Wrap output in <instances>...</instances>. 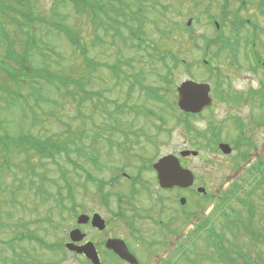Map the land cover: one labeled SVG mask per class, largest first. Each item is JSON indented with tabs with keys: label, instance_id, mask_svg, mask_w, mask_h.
Returning a JSON list of instances; mask_svg holds the SVG:
<instances>
[{
	"label": "rangeland",
	"instance_id": "obj_1",
	"mask_svg": "<svg viewBox=\"0 0 264 264\" xmlns=\"http://www.w3.org/2000/svg\"><path fill=\"white\" fill-rule=\"evenodd\" d=\"M125 1L132 3L134 0ZM145 1L147 2H143V5L149 12L145 16L150 19L142 28L141 41L138 42L125 29L121 19L119 20L122 25L108 22L106 18L104 22L108 25L97 22L93 24L87 16L78 18L69 6L63 5H59L55 11L60 17L51 18L53 0H35L37 11L44 18L50 16L51 20L62 22L67 16L65 24L79 31L88 47V59L96 64L95 71L90 73V69L82 65V60L70 49L65 39H56L46 34L49 27L44 26L36 37L62 57L58 59L50 55V58L61 63L66 75L71 72V77L84 79L87 92L101 96L93 101H80L79 96L65 97L64 93L55 92L42 82L27 83L28 87L21 86L20 91L29 101L28 105L35 117L39 119L36 126L30 127V120L25 117L27 109L24 103H11L0 92V134L5 131L13 135L21 130L19 132L28 131L41 139L50 137L55 141L68 140L66 151L55 155L54 161L41 157L35 159L37 176L26 172V165L21 158L12 156L10 160H6L7 167L11 166L9 169L3 168L5 159H0V168L4 169L0 173V264H25V260L29 264H84L81 257L68 251L61 256L60 253L47 251L34 241H16L12 238L16 235H31L45 244L55 245L68 242V232L77 229L86 235V239L95 244L99 243L97 232L89 225H77L76 219L80 214L90 217L94 212L102 219L109 218L110 214L116 217L115 211L126 205L123 199L127 183L117 188L112 197L102 199V202H106L102 204L95 181L90 178L86 182L85 177L89 174L97 180L107 181L122 166L128 173L135 174L142 180L139 194L133 200L136 215L144 216L148 211L156 221H162L164 225L160 226L161 236L147 238L150 240L148 245L143 240H139L138 247L133 245L141 264H162L164 259L173 264H218L204 258L211 255L216 260V255L208 250L209 243L203 230L209 222L215 234L220 235L223 240L225 255L240 262L237 254L240 252L251 255L260 264H264V245L251 242L243 229V225L250 221V210L251 228L255 231L264 230V185L261 189V185L253 183L246 170L249 164L242 163L235 157L237 151L231 155H223L217 149L220 142L232 147L231 143L238 138L237 122L241 121L244 123V136L255 146L254 152L250 150V163L258 159L263 161L262 167L264 165V106L260 101L263 100L261 86L264 85V72L253 67L249 55V49L253 47L248 46L253 40L254 50L264 62V15L258 10L260 1L264 0H246V9L238 7L240 1L228 2L229 21L222 22V32L232 39L234 32L239 29L241 31L238 33L241 41L236 51L238 65L229 59L227 50L217 49L220 47L219 43L207 45L215 39L216 33L206 14L217 21L221 20L222 0ZM189 20L192 31L187 33L184 26ZM244 20L253 22L259 28L258 35H253L249 40L245 38L250 37L252 31L244 25ZM153 21H157V25ZM0 22L7 35L4 38L0 34V65L16 70L18 65L15 61L6 57L7 40H16L12 50L15 54L22 55L23 34L17 27L5 21L3 15H0ZM125 23L136 27L131 21L127 20ZM111 27L118 28L119 34ZM162 31H168L165 37ZM154 45L157 47L156 51H153ZM161 50L174 51L177 57L191 64L189 72L180 65L174 71L171 83L166 84L163 80L165 67L158 59ZM204 55L205 61L212 67L210 72L199 64ZM36 60L40 61L37 56ZM165 61L168 65L172 64L167 56ZM101 64L107 65L109 69L101 67ZM52 68L58 69L55 64ZM187 80L207 83L211 88L213 104L197 116L180 117L181 113L176 107V87ZM0 86L12 87L1 68ZM142 86L156 89L154 93L167 99L170 107L147 98L141 90ZM252 90L261 94L258 93L256 97L248 95ZM227 94H231L233 98L228 100ZM105 112L111 117L106 116ZM134 138L141 145L135 144L138 141ZM145 139H149L151 143H147ZM123 146L126 148L122 150ZM182 150L198 152V158L187 157L181 159V162L183 167L193 172L195 186L203 187L212 197L209 203L201 197L196 204L187 194H183L185 204L178 206L188 212L197 211V220L192 221L190 218V222L178 229L177 236L170 237L166 223L171 221L169 218L172 209L176 210V205L172 203L176 194H162L152 170L138 173L137 170H142L143 163L138 160V156L147 155L151 159L145 157L152 163L164 155L178 154ZM131 153L136 154L132 156ZM0 154L1 158L3 154ZM98 162L102 166L101 171L95 170L94 164ZM250 165L257 166V162ZM60 174H64L76 190L72 208L67 201L64 204L68 209L61 208L55 201V184L63 183ZM234 181L242 184L245 190L236 191L242 203L234 199L233 194L236 192L233 188L232 191H227ZM37 184L42 185L44 197H51L44 199L42 196H35L34 188ZM148 194L154 201L149 200ZM227 203L229 208L225 209L224 205ZM222 208L224 209L220 213ZM126 213L130 215L128 209ZM181 219V216L174 218L169 230L172 231ZM142 223L146 229L140 225V232L158 234L157 228L150 222ZM196 224L201 225L200 228L191 232L197 227ZM116 228H123L122 232H127L128 229L115 220L107 227L110 233L120 234L121 231ZM164 237L169 240L168 244L162 246ZM9 240H12L13 248L3 244ZM177 245L181 246L180 250ZM101 260L103 264H116L104 254Z\"/></svg>",
	"mask_w": 264,
	"mask_h": 264
},
{
	"label": "trees",
	"instance_id": "obj_2",
	"mask_svg": "<svg viewBox=\"0 0 264 264\" xmlns=\"http://www.w3.org/2000/svg\"><path fill=\"white\" fill-rule=\"evenodd\" d=\"M143 2H147L145 0H134L132 3H127L125 0H53V10L50 13L51 18H57L60 17L59 13L55 12L59 5L69 6V8L72 9L74 15L76 17H83L87 16L93 24L97 22V24L108 25V23L104 22L105 18L108 20V22H113L117 25H122V22H120L119 19L123 21V25L125 29L128 31V33L134 38V40L140 42L141 41V31L142 28L145 26L146 22L150 19L149 16H145L146 14H149L146 10V6L143 5ZM153 7V6H152ZM154 8V7H153ZM37 7L35 5V0H0V15H3V18L5 21L9 22L14 27H17V29L23 34V51L22 55L15 54L12 50L13 43L16 40L8 39V45L6 50V57L7 59H12L15 61V63L18 65V69L13 70L9 68L8 66L5 67L4 65H0L1 70L5 71L6 76L9 79V82L12 87H4L0 86V92L4 93L3 97H7L11 100V103L19 104L21 102L24 103L27 114H25V117L30 120L32 126H36L39 122V119L35 117L34 112L32 109H30L28 105V100L26 97L22 96L21 94V86H24L27 88V83L32 82H42L45 85L52 88L55 92H62L64 93L65 97L70 96H79L80 101H93V99L100 97L101 95L98 93H89L85 90V83L84 79L81 77L74 78L69 75L65 74V70L62 67L61 63L58 60H55V62L50 58V55H54L58 59H61L62 57L59 56L57 52H55L51 47H49L46 43H42L37 37L36 34L38 32H42L41 29L44 28V26L49 27L47 29L46 34H50V36H54L56 39L59 37H62L65 39L67 45H69L70 49L78 54L79 58L82 60L84 67L87 69H90L89 72L92 73L95 71L94 67L96 64L92 62L90 59H88V47L84 43L83 38L81 37L79 31L69 27L67 24H65V20L67 16L64 17L62 22H56L53 19H50V16L43 17L40 12L37 11ZM46 16V15H45ZM131 21L132 23L136 24V27L133 28L132 26H129L124 24L125 21ZM154 20V19H153ZM154 25H157V21L152 22ZM37 25V27H36ZM3 24L0 22V28L2 29L0 31V34L6 38L7 35L4 31V28L2 27ZM37 28V30L35 29ZM112 28V27H111ZM115 29L116 34H119L118 28H112ZM179 30V29H176ZM185 32L190 33L191 28L184 27ZM239 30L237 32H234V36H231L232 42L237 43L241 40L239 36ZM168 33V31H162L163 37ZM222 43L226 42L227 46H229V38L223 37L220 39ZM21 42V41H19ZM223 45V44H222ZM135 46V44H134ZM237 45H234V48ZM137 44V48H138ZM225 49V46L223 45L219 50ZM157 47L154 45L153 51H156ZM160 52V50H158ZM161 54L159 53L160 57L159 62L162 64L165 68V76L163 77V80L166 84L171 83V78L173 77L174 71L181 65L184 66L189 72L190 66L185 64V61L179 57L176 56L174 51L169 50H161ZM36 56L40 59L38 62L36 60ZM165 56L170 58V61L172 62L171 65H168L165 61ZM55 64L58 69L52 68V65ZM91 64V68H89ZM101 67H105L109 69V67L105 64H101ZM114 75H116V71H114ZM142 90L144 93L151 97L154 100H163L162 95L154 93L156 89L152 87H145ZM27 96V94H26ZM33 97V96H32ZM232 98V97H231ZM228 99H230L228 97ZM23 100V101H22ZM97 102V101H96ZM12 104V105H14ZM95 108H97L95 106ZM30 112V113H29ZM4 131V130H3ZM21 131V130H19ZM12 134H8L7 132H3L0 134V153H2V157L0 159H5L3 163H6V160H10L12 156H15L16 158H21L23 163L26 165V172L32 175H38L35 171V159L41 158H50L52 161H54L55 155H59L62 151H66V145L68 140L66 141H55L52 140L50 137L41 139L39 136H34L30 132L26 131V133L19 132ZM70 141V140H69ZM254 145L250 142V139L242 138L235 142V149L238 152V160L240 159L242 162L248 160L249 157V151L253 148ZM249 149V150H243ZM239 149L241 150L239 152ZM1 155V154H0ZM37 157V158H36ZM12 166L14 164L12 163ZM10 168L7 167V163L3 164V168ZM0 168V173L2 174L4 169ZM20 168V167H19ZM252 169L255 171L254 173H249V176L251 177L254 184H257V186L264 185V169L259 164L257 167L255 165L252 166ZM2 170V171H1ZM60 178L62 179V184L55 186L57 187V195L55 198V201L57 202L58 206H60L63 209H68L65 207L64 201H67L70 203L71 208L74 205L75 202V191L73 187L68 182L69 180L65 178L64 174H60ZM89 178V179H88ZM91 176L88 174L85 177V181L87 182L90 180ZM40 179V178H39ZM41 180H39V183ZM35 183H38L35 182ZM76 184V182H74ZM33 181H31V185H33ZM34 188V194L38 197H44V189L42 188V185L37 184ZM236 192L238 191H245L242 184L238 182L232 183V186L230 187L229 191H232L231 189ZM64 192V194H63ZM234 192V193H235ZM237 192L233 194L234 199L236 198L237 201L243 202L239 197H237ZM263 199L262 202L264 203V189H263ZM51 197V196H49ZM49 197H44V199H48ZM13 200V199H12ZM11 199L9 200V202ZM246 204L247 201H244ZM70 208V209H71ZM224 208H229L228 203L224 205ZM221 209L222 210L224 209ZM249 212V222L246 225H243V229L245 231V234L248 236L249 240L251 242H254V244L264 245V230L263 231H255L251 228V219L252 214L250 210ZM213 227L210 225L207 226L205 231V235L207 238V241L209 244H207L208 250H210V253H214L216 255V260L214 257L209 255L208 257H204L205 259H208L211 263H218V264H260L258 262V259L253 258L251 255H244L242 253H237L240 257V262L236 261L234 258L229 257L228 255H225L223 252V240L221 239L220 235H216L215 232L212 229ZM16 241H24V240H33L35 243L39 244L42 247H46L45 243L36 237L33 236H23V235H16L12 238ZM5 244L8 247L13 248V242L12 240L6 241ZM61 247V246H60ZM56 248V247H54ZM59 248V247H58ZM24 257V256H23ZM16 262H13L15 264ZM25 264H29L27 260L24 261ZM194 264V263H191Z\"/></svg>",
	"mask_w": 264,
	"mask_h": 264
},
{
	"label": "flooded vegetation",
	"instance_id": "obj_3",
	"mask_svg": "<svg viewBox=\"0 0 264 264\" xmlns=\"http://www.w3.org/2000/svg\"><path fill=\"white\" fill-rule=\"evenodd\" d=\"M134 140L138 141L135 144H139L141 145V143L139 142V140H137V138H134ZM145 141L147 143H151L149 139H145ZM126 148V146H123L122 150ZM183 151V150H182ZM181 152V151H180ZM180 152L178 154H176L178 157L180 156ZM132 156H135L136 153H131ZM147 155L144 156H138V160L140 159L141 162V169H138L137 172H144L146 170H152V172L155 174V178H156V182L158 185V181H157V174L153 169V164L158 160L154 161V162H150L148 159L151 158H146ZM181 159H185V158H180L179 157V161L182 165ZM145 164H149V165H145ZM94 166L99 169L100 171L102 170V166L100 165V162L94 164ZM183 166V165H182ZM118 169V168H117ZM126 168H124L123 166L121 168H119L117 170V174L113 175V177L108 178L107 181H100L99 186L97 188V192L100 194V201L101 203H106V202H102V199L104 198H108V197H112L115 194V191L117 188H119L121 185L126 184V193L124 194L125 198L123 199V203H125L126 205L123 207L125 208V210L122 208L119 211H115L116 217H114L112 214H110L111 216H109V218H105V229L103 231H99L98 237L100 238L99 243H97V247H98V252H100V254H109L107 252V249H105V243L108 239H115V238H122L124 239V241L126 242V245L129 247V249L132 251V253H134L136 259L138 260V262H140L139 257L137 256L133 245L135 246H139V240H143V242L148 245L149 244V239H147L148 237H153L154 235L157 236H161L159 235V230L162 232V229L160 226H164L162 225V221H156V219H154L152 217V215L150 213L144 214V216H137L136 215V208L134 206L133 200L135 198H137L138 194H139V187L142 185V180L138 179L137 176L135 174H130L128 173L126 170ZM96 170V169H95ZM141 172V174H142ZM120 181H123L124 183H121ZM201 186H195V179H194V184L192 185V187L188 188V189H178V188H172V189H167V190H163L160 189L161 193H169L173 192L175 193V198L174 200H172V203H174L176 205V210L172 209V214L171 217L169 218V220H171L173 222L174 218H177L179 216L182 217L181 220H179L177 222V224L175 225L174 228H172V231L169 230V228L172 225V222L170 221L169 224L166 223V225L168 226V235L170 237L173 236H177V231L178 229L182 228L183 225L186 222H190V218L192 219V221H196L197 220V215L198 212L197 211H185L183 210L181 207L178 206L179 204V199L183 197V194H187V197H189V199L193 200L196 204L199 202V198H201L202 194H199L196 192L197 188H199ZM149 193V192H148ZM106 194V195H105ZM162 198H164V195L161 196ZM211 197L210 195L207 194L206 192V203H209V201H211ZM148 198L150 201H154L152 197H150V195L148 194ZM199 205V204H198ZM126 209L129 210L130 215L126 213ZM127 214V215H126ZM187 215V216H185ZM117 221L119 223H121L123 226H127V232H122L123 228H116L118 230L121 231L120 234H114V233H110L107 229V227L109 226V223L112 221ZM143 221H148L150 222L152 225H154L157 228V232L158 234H154V233H146V232H140L139 226L142 225L145 228V224H143ZM88 225V224H87ZM181 225V226H178ZM170 226V227H169ZM146 229V228H145ZM165 232V231H164ZM169 239L167 238H163L162 239V246H165L166 243L168 244ZM178 246V245H177ZM120 264H127L124 262H120ZM139 264V263H138Z\"/></svg>",
	"mask_w": 264,
	"mask_h": 264
},
{
	"label": "water",
	"instance_id": "obj_4",
	"mask_svg": "<svg viewBox=\"0 0 264 264\" xmlns=\"http://www.w3.org/2000/svg\"><path fill=\"white\" fill-rule=\"evenodd\" d=\"M190 22H188L189 24ZM210 88L207 84H197L192 81L183 82L177 88L178 94V107L180 110L186 113L196 114L202 111L204 108L210 107L211 100L209 98ZM219 148L225 154L230 153V149L227 145H220ZM192 154L196 156V153H190L188 151L181 153L183 157ZM154 169L157 172V178L162 188L169 189L174 186L187 188L192 185V175L189 171L183 170L178 164V160L173 156H166L162 158L157 164L154 165ZM198 192L204 193V189H198ZM184 204V201H180ZM88 218L81 216L78 218V224L87 223ZM91 225L94 228L102 230L104 224L102 220L95 215L92 219ZM83 235L79 231L75 230L70 233V239L74 242L82 240ZM69 249H73L79 254H83L89 259L92 264H99L97 254L91 243H88L82 247H74L73 245L67 246ZM108 249L116 252L122 259L131 264H136V260L130 251L127 249L122 239H116L108 241L106 244Z\"/></svg>",
	"mask_w": 264,
	"mask_h": 264
}]
</instances>
